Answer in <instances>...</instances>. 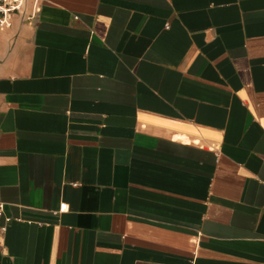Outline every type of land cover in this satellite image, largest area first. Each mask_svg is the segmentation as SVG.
Returning a JSON list of instances; mask_svg holds the SVG:
<instances>
[{"label": "crops", "instance_id": "1", "mask_svg": "<svg viewBox=\"0 0 264 264\" xmlns=\"http://www.w3.org/2000/svg\"><path fill=\"white\" fill-rule=\"evenodd\" d=\"M0 204V264H264V0H23Z\"/></svg>", "mask_w": 264, "mask_h": 264}, {"label": "built area", "instance_id": "2", "mask_svg": "<svg viewBox=\"0 0 264 264\" xmlns=\"http://www.w3.org/2000/svg\"><path fill=\"white\" fill-rule=\"evenodd\" d=\"M22 8L23 0H0V27L10 28L13 18L22 11ZM2 209L3 205L0 204V212ZM7 222H11V219H7ZM5 230L6 227L3 228V231Z\"/></svg>", "mask_w": 264, "mask_h": 264}]
</instances>
